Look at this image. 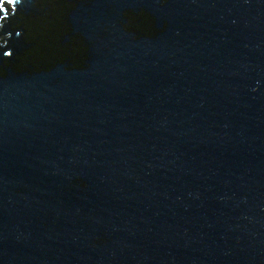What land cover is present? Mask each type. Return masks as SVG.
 I'll return each instance as SVG.
<instances>
[{
	"label": "water",
	"instance_id": "water-1",
	"mask_svg": "<svg viewBox=\"0 0 264 264\" xmlns=\"http://www.w3.org/2000/svg\"><path fill=\"white\" fill-rule=\"evenodd\" d=\"M60 1L87 61L0 31V264H264V0Z\"/></svg>",
	"mask_w": 264,
	"mask_h": 264
},
{
	"label": "flooded vegetation",
	"instance_id": "flooded-vegetation-1",
	"mask_svg": "<svg viewBox=\"0 0 264 264\" xmlns=\"http://www.w3.org/2000/svg\"><path fill=\"white\" fill-rule=\"evenodd\" d=\"M72 2L73 0H70V3ZM36 5L38 4L36 3ZM66 7L68 6L64 2L60 1L59 3L57 0H51L50 3L42 2L39 7L32 6L31 10L25 15H18V13L16 14V7L13 10L8 3L1 5L0 17L5 16L3 9L8 14L6 18L0 21V25H2L0 31L3 29V25L8 22H12L13 26L21 24V19H24L22 23L28 30L25 33L26 51L17 55L13 62L7 61L6 64L18 68L21 66L26 68L31 66L51 68L66 61H71L72 66L87 61L90 57V51L86 48V41L82 34L78 35V38L76 36L72 37V34L71 40L64 42L63 35L69 32L68 29L71 27L66 23ZM36 9H39V11ZM127 20L129 24L137 26L145 23L146 16L142 11H129ZM7 37L9 35L0 33V41H6ZM77 39L81 42V47L79 44H75ZM66 54H69L72 59H67ZM66 66L69 67V65Z\"/></svg>",
	"mask_w": 264,
	"mask_h": 264
},
{
	"label": "clouds",
	"instance_id": "clouds-1",
	"mask_svg": "<svg viewBox=\"0 0 264 264\" xmlns=\"http://www.w3.org/2000/svg\"><path fill=\"white\" fill-rule=\"evenodd\" d=\"M20 2H21V0H0V5H3L4 3H8L9 5L12 6L13 10H15V6ZM3 11L5 12V16L0 17V21H2L4 18H6L7 14H8L6 10L3 9ZM0 26H2V25H0ZM5 54L10 55L11 53L9 51V52H6Z\"/></svg>",
	"mask_w": 264,
	"mask_h": 264
}]
</instances>
